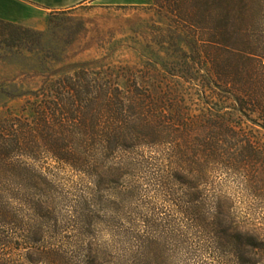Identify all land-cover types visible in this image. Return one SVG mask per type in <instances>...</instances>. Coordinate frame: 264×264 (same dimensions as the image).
Wrapping results in <instances>:
<instances>
[{
  "label": "rangeland",
  "instance_id": "rangeland-1",
  "mask_svg": "<svg viewBox=\"0 0 264 264\" xmlns=\"http://www.w3.org/2000/svg\"><path fill=\"white\" fill-rule=\"evenodd\" d=\"M26 1L35 4H30L32 23H10L41 35L36 43L24 44L0 29V124L11 116L28 117L23 111L28 102L40 106L30 93H38L75 70L84 69L90 77L112 80L121 88L132 86L124 95L142 98L148 104L162 100L161 105L171 107L169 112L181 107L192 120L185 130L191 141L185 143L186 152L173 146L148 151L144 167L136 158L139 155L135 156V169L122 183L126 186L129 178L127 185L136 192L134 197L122 204L124 197L105 196L110 202L109 215L113 209L125 208L124 218L133 222L121 223V231L149 237L161 264H192L195 260L215 264L207 251L192 259L186 248L178 245L176 237L184 235V224H264V60L259 63L258 57L249 54L257 48V54L264 56V0H260L263 12L248 17L239 13L237 4L229 34L219 40L222 44L211 35L192 36L184 25L177 28L166 0H151L147 5H104L103 0H74L63 5L56 4L58 0ZM194 40L197 47L191 45ZM229 64L235 69L232 91L221 86L202 94L203 80L216 82V66ZM208 69L213 77L207 74ZM234 99L244 101L246 110L233 104ZM256 153L259 157H252ZM44 166L52 190L45 187L42 195L16 194L7 180L0 181L4 214L16 212L22 220L16 226L0 224V235L14 238L36 232L48 244L63 239L78 242L77 262L88 244L92 252L102 253L100 259L105 264L111 224L77 222L73 206L82 196L78 176L49 161ZM157 171L170 173L165 174L169 184L163 190L151 187ZM30 202L47 204L49 213L38 216L31 212ZM181 210L190 215H182ZM145 217L154 221L155 230L145 226ZM69 248L67 254L73 245Z\"/></svg>",
  "mask_w": 264,
  "mask_h": 264
},
{
  "label": "trees",
  "instance_id": "trees-1",
  "mask_svg": "<svg viewBox=\"0 0 264 264\" xmlns=\"http://www.w3.org/2000/svg\"><path fill=\"white\" fill-rule=\"evenodd\" d=\"M166 2L170 5L177 28L184 25V30L192 36L196 33L198 36L206 34L218 41H224L229 34L230 23L238 11L243 17L262 11L260 0H238V3L236 0ZM0 29L9 31L11 38L24 44L36 43L41 35L36 30L3 20H0ZM217 43L222 44L220 41ZM197 44L194 40L191 45L197 47ZM257 53L256 48L249 54L258 57L260 63L264 56ZM216 68L214 77L209 69L207 74L210 73L218 81L205 83L203 80L202 94L221 86L232 91L234 65H217ZM131 87L126 85L121 88L112 80L90 77L84 69H80L63 75L38 93H30L34 97L32 100L40 103V106L28 102L23 110L28 117L11 116L0 124V181L7 180L16 194L42 195L46 188L52 190L44 163L49 161L68 168L78 176L82 187V196L73 206L77 222L111 224L109 231L112 238L103 254L105 264H161L156 254L157 247L149 237L131 236L129 232L121 231V223L133 222L124 218L125 208L113 209L109 215L107 205L110 202L105 200V196L113 193L121 199L124 197L122 204L134 197L136 192L132 193V187L127 185L129 178L126 179L128 188L122 183L125 184V178L133 173L131 169H135V156L139 155L140 158H136L144 167L148 151L174 147L186 152L188 146L185 143L191 140H188L185 130L192 120L181 107L169 112V104L161 105L162 100L148 104L142 98L124 95V90L129 92ZM133 87L139 91L136 84ZM208 87L209 90L206 89ZM232 102L239 103L240 109L246 110L244 101L234 99ZM259 155L256 153L252 157ZM147 170L151 172V167H147ZM157 172L154 174L156 176H152L153 186H150L163 190L169 184V176L165 174L170 173ZM177 182L189 186L182 180ZM185 206L183 204L181 207ZM29 207L38 216L49 213V206L43 202H30ZM180 212L190 215L187 210ZM21 222L16 212L5 215L0 204V224L16 226ZM142 222L149 230L156 229L157 225H151L154 222L151 218L145 217ZM183 228L185 236L178 234L176 242L186 248L189 255L194 257L192 259L200 257L201 251H207L216 261L215 264H264V224H184ZM66 241L63 239L48 244L36 232L25 236L15 235L14 238L0 235V264H102V253L92 252L88 244L82 260L77 262L75 253L79 252L78 242ZM131 242L134 245L127 248ZM72 245L71 254H67L65 250ZM194 262L201 264L196 260Z\"/></svg>",
  "mask_w": 264,
  "mask_h": 264
},
{
  "label": "crops",
  "instance_id": "crops-1",
  "mask_svg": "<svg viewBox=\"0 0 264 264\" xmlns=\"http://www.w3.org/2000/svg\"><path fill=\"white\" fill-rule=\"evenodd\" d=\"M151 0H103L104 5H147ZM74 0H58L56 4L74 3ZM31 2L26 0H0V19L30 25ZM35 5V4H33ZM35 11V10H34Z\"/></svg>",
  "mask_w": 264,
  "mask_h": 264
}]
</instances>
